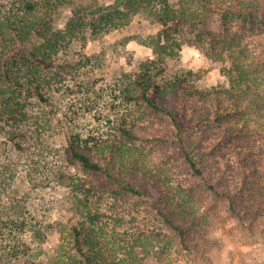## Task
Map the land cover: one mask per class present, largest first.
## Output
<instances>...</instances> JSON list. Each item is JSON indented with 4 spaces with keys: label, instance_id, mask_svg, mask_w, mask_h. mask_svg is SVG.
Instances as JSON below:
<instances>
[{
    "label": "rangeland",
    "instance_id": "obj_1",
    "mask_svg": "<svg viewBox=\"0 0 264 264\" xmlns=\"http://www.w3.org/2000/svg\"><path fill=\"white\" fill-rule=\"evenodd\" d=\"M110 3L85 0L77 8ZM71 14L70 8L60 9L53 28L63 30ZM206 29L216 33L218 43H235L242 52L217 59L185 44L175 67L190 72L192 83L199 88L221 89L230 86L232 64L241 58L260 82L261 96L253 104L232 110V117L248 133H264V9L248 18L214 14ZM160 30V25L139 15L130 26L86 46L72 43L60 51L59 63L50 72L57 85L49 93V102L33 100L23 122L0 119V211L11 205L24 206L39 224L42 240L24 237L35 263L63 264L64 257L74 256L69 244L73 223L98 217L96 225L118 257L135 253L145 264H264V155L262 179L250 189L242 184L243 174L237 168L238 141L231 145L226 139L215 158L231 167L228 177L222 178L230 179V192L220 193L191 171L173 141L154 139L145 128L149 121L128 125L136 133L133 138L117 129L123 118L138 120L143 113V108L127 107L117 98L119 80L153 58L151 38ZM196 40L208 49L214 43L206 35ZM13 129L25 133L19 138L24 146L21 151L6 144L5 132ZM77 136L99 147L125 145L161 175L174 197L173 221L185 217L191 226L186 238L165 222L149 199L131 194L101 174L88 173L71 160L66 146ZM256 140L264 151V138ZM91 180L98 186H80Z\"/></svg>",
    "mask_w": 264,
    "mask_h": 264
},
{
    "label": "trees",
    "instance_id": "obj_2",
    "mask_svg": "<svg viewBox=\"0 0 264 264\" xmlns=\"http://www.w3.org/2000/svg\"><path fill=\"white\" fill-rule=\"evenodd\" d=\"M84 1L0 0V119L23 122L33 100L49 102V93L57 85L50 72L59 63L61 50L74 42L86 46L91 40L130 26L135 17L142 15L160 25L161 30L151 38L153 58L119 80L117 98L127 107L143 108V113L138 120L123 118L118 131L133 138L136 133L128 125L149 121L145 128L154 139L173 141L191 171L209 189L220 193L230 192V179L222 178L228 177L231 167L222 165L215 154L224 149L226 139L231 140V145L237 140V168L243 174L242 184L256 188L262 179L264 155L256 138H264V133H248L232 117V110L255 103L261 96L260 82L241 58L232 64L230 86L212 90L194 85L191 73L175 64L185 44L217 59L241 53L235 43H218V36L207 31L206 23L214 14L222 18L252 17L255 11L264 9V0H111L103 6L78 9L77 5ZM62 8L72 9V14L63 30H55L53 21ZM203 35L214 42L209 49L196 40ZM5 134L6 144L18 151L24 149L19 139L25 137L24 132L13 129ZM128 150L125 145L99 147L79 136L66 146L68 157L86 172L101 174L131 194L149 199L165 222L186 238L191 226L186 225L185 217L180 222L173 221L171 215L176 213V207H172L174 197L167 181ZM89 185L96 187L98 183L91 180L80 186ZM30 217L24 206L1 209L0 264H37L24 237L32 235L40 241L44 233ZM97 220L90 217L73 223L69 244L74 256L64 257L63 264H145L135 253L118 257L104 241Z\"/></svg>",
    "mask_w": 264,
    "mask_h": 264
}]
</instances>
